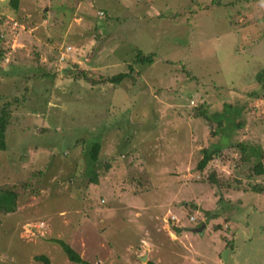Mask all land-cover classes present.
<instances>
[{
  "label": "rangeland",
  "instance_id": "1",
  "mask_svg": "<svg viewBox=\"0 0 264 264\" xmlns=\"http://www.w3.org/2000/svg\"><path fill=\"white\" fill-rule=\"evenodd\" d=\"M7 1L0 106L22 104L0 152V187L18 195L0 215V264H73L51 239L91 264H264V193L250 189L264 188L251 176L256 158L264 168V0ZM138 51L153 62L132 65ZM128 65L117 89L79 75ZM202 104L212 126L194 117Z\"/></svg>",
  "mask_w": 264,
  "mask_h": 264
},
{
  "label": "trees",
  "instance_id": "2",
  "mask_svg": "<svg viewBox=\"0 0 264 264\" xmlns=\"http://www.w3.org/2000/svg\"><path fill=\"white\" fill-rule=\"evenodd\" d=\"M20 1L21 0H8L7 4L9 6L10 9H12L14 12H17L19 9V5H20ZM192 4L194 5V1H192ZM199 5V6H196ZM195 6L200 8L201 4H196ZM188 13H194L192 9L187 8L185 9ZM183 11V10H182ZM164 15V13H161L160 16ZM175 16H180V17H184V12H180V13H176L174 14ZM159 16V17H160ZM98 35V34H97ZM100 36V35H99ZM98 36V37H99ZM2 36H0V44L3 41ZM141 37V36H140ZM142 38V37H141ZM4 50L1 49V45H0V59L4 56ZM156 54L154 53H148V54H142L141 51H138V53L136 52V58L134 59V61L132 62V65L136 64V65H147V64H151L153 62V56L155 57ZM132 65H128V72H124V73H119L117 75H113V76H98V77H94L92 78V76L90 73L87 72H80V76L81 78H85L88 82H90L92 85L93 84H111L114 86V89H117L121 86L122 82H125L127 80H132L133 76V66ZM134 80V79H133ZM258 86H257V90L259 91V93H261L260 95H257L258 92H254L253 96L255 98H263L264 99V71H262L260 73V75L258 76V80H257ZM15 104H22V102L17 99H14V101H12ZM3 103L0 106V152H4L7 148L6 146V130L7 127L10 124V116L12 113V108L11 106L13 105V103ZM19 104V105H20ZM228 108V106H227ZM195 114L194 117L195 118H200L202 119L205 123H207L209 126H212V121L216 120L215 115L211 114V115H207V113L204 110L203 104L201 106H199L198 108H195ZM217 123L216 126V130L221 128L222 126V121H218L215 122ZM218 134V132H213V135ZM77 143L80 142V140H76ZM233 147L237 150V152L242 156V161L244 162H248L247 158L249 156H253L251 154H249L248 152H251L249 149H251L250 147H246V145H244V142H238L235 145H233ZM100 144L99 143H93L89 148L88 151L86 152V158L87 161L89 162V166H90V173L88 174L87 178L89 180V183L92 184H97L98 178H97V174L95 172V167L98 164V159H99V153H100ZM210 148V147H209ZM211 150V151H210ZM202 149V158L198 161L197 163V170L199 172H203L204 169L207 167V165L209 164L210 161L213 160L214 156L218 155V150H219V146H217L215 149ZM105 169L108 171L111 168L110 164H105L104 165ZM264 175V168L263 165L261 164L260 160H258L256 158L255 163L252 166V177H260ZM235 183H240L237 180H233ZM24 189H30L29 184H23ZM251 191L256 190L257 192L260 193H264V188L262 186H260L259 184H255L252 185L250 187ZM17 204H18V195L10 189L7 188H1L0 187V215H7V214H12L15 213L17 211ZM51 242L57 244L60 249L62 250V252L65 254L66 258L68 259L69 262L73 263V264H91L87 261H84L80 255L71 247L69 246L67 243H65L62 240H53L51 239ZM34 260L36 262H39L41 264H50L49 259L44 256V255H39V256H35ZM147 264H152L151 262H147Z\"/></svg>",
  "mask_w": 264,
  "mask_h": 264
},
{
  "label": "crops",
  "instance_id": "3",
  "mask_svg": "<svg viewBox=\"0 0 264 264\" xmlns=\"http://www.w3.org/2000/svg\"><path fill=\"white\" fill-rule=\"evenodd\" d=\"M40 57V56H39ZM244 130H245V128H244ZM230 147H232V146H230ZM220 150H223V147L221 146H219V150H218V152L220 151ZM256 193V192H255ZM258 193H260V192H257L256 194H258ZM261 194V193H260ZM262 195V194H261ZM253 214H255L256 213V211H255V209H253V211H251ZM201 228H203L204 226H200ZM232 243H234V242H232Z\"/></svg>",
  "mask_w": 264,
  "mask_h": 264
},
{
  "label": "water",
  "instance_id": "4",
  "mask_svg": "<svg viewBox=\"0 0 264 264\" xmlns=\"http://www.w3.org/2000/svg\"><path fill=\"white\" fill-rule=\"evenodd\" d=\"M196 231H197L198 233H200V232L202 231V228L197 229Z\"/></svg>",
  "mask_w": 264,
  "mask_h": 264
},
{
  "label": "built area",
  "instance_id": "5",
  "mask_svg": "<svg viewBox=\"0 0 264 264\" xmlns=\"http://www.w3.org/2000/svg\"><path fill=\"white\" fill-rule=\"evenodd\" d=\"M66 50H69V48H68V49H66ZM61 55L63 56V54H61ZM62 56H61V57H62ZM37 229H40V227H37Z\"/></svg>",
  "mask_w": 264,
  "mask_h": 264
}]
</instances>
